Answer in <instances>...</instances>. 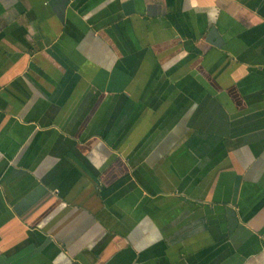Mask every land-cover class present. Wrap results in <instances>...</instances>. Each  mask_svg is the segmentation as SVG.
Listing matches in <instances>:
<instances>
[{
    "label": "crops",
    "instance_id": "0c3cea01",
    "mask_svg": "<svg viewBox=\"0 0 264 264\" xmlns=\"http://www.w3.org/2000/svg\"><path fill=\"white\" fill-rule=\"evenodd\" d=\"M0 264H264V0H0Z\"/></svg>",
    "mask_w": 264,
    "mask_h": 264
}]
</instances>
